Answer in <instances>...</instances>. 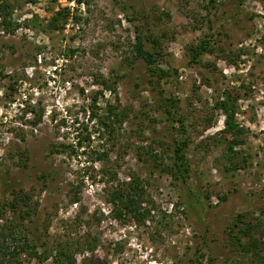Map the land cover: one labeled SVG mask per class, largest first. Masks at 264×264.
<instances>
[{"label":"rangeland","instance_id":"obj_1","mask_svg":"<svg viewBox=\"0 0 264 264\" xmlns=\"http://www.w3.org/2000/svg\"><path fill=\"white\" fill-rule=\"evenodd\" d=\"M7 1L17 25L0 28V179L30 195L35 222L25 226L37 227L48 246L78 247L76 262L89 264H227L237 256L224 247L236 213L239 227L255 221L264 233V0ZM59 8L68 15L49 26ZM222 10L238 14L223 18ZM226 18L211 37L214 53L189 65L186 46ZM134 31L158 40L161 66L176 68L175 76L152 87L140 61L123 73ZM227 94L241 129L235 168L224 159L229 135L214 105ZM161 96L177 102L189 138V174L176 186L151 156L167 161L174 134ZM109 109L121 113L117 123L109 116L112 127ZM69 144L73 151L60 148ZM130 180L142 193L140 218L122 208L116 215L119 204L110 201ZM252 233L263 246L264 234ZM238 240L248 244L245 235ZM19 264L53 263L21 254Z\"/></svg>","mask_w":264,"mask_h":264},{"label":"trees","instance_id":"obj_2","mask_svg":"<svg viewBox=\"0 0 264 264\" xmlns=\"http://www.w3.org/2000/svg\"><path fill=\"white\" fill-rule=\"evenodd\" d=\"M27 1L34 2L35 0ZM75 1L79 3L82 0ZM208 2L213 3V0H208ZM9 8L10 3L7 0H0V28L5 33L13 32L15 25H17L13 24V26H11V21L9 20L8 16ZM66 10V8H59L56 10L55 14L49 19L48 25L55 26L57 17L59 15H68ZM237 12L238 11L236 10L228 12L222 10L220 16L223 18H231L233 15H237ZM227 21H229L227 18L223 20V22L220 21V29L217 30H214L215 27L210 26V35H208L205 39H202L194 44L190 43L188 46H186L185 56L187 57V63L189 65L197 63L199 64L201 56L204 53H214L216 48L211 44V37L220 34L221 28ZM217 50L222 52L220 47ZM132 52V59L128 60L127 58H124L120 62L119 68L124 70L123 73H127L129 70L138 68L136 63L140 61V64L143 67L142 72L147 78V83L152 87H154V85H158L162 80L166 81L171 79L178 72L176 68L161 66V47H159L158 40L154 39V37L151 35H146L144 37L141 36L139 31H134ZM205 66L209 67L210 70L214 69L213 64L209 65L206 63ZM100 84L104 86V88L110 89V86L106 80H101ZM231 98L232 97L227 94V97H223L220 101H215L214 105L216 108L221 109L224 113V129L222 132L226 131V133L229 135L228 144L226 145V151L224 153V159L228 162V164L235 168L239 164V161L237 160L238 151L233 149V145L241 143V140L237 138L241 133V129L233 119L235 106ZM160 101L162 103L161 109L166 117L164 119L169 121V126L173 130L174 134L172 143L166 144V146L170 148V152L167 154V161L159 159L158 154H152L151 156L154 161L160 163L161 169L170 176L171 184L176 186V184L180 182L183 183L189 174V167L187 165L184 153V150L189 143V138L187 136V131L184 128V118L182 119L179 117L178 113L176 112L177 102L174 100V98L171 96H161ZM110 108L113 109V107ZM112 109H109L108 114L105 115V119H107V121L109 120V124H107L108 127H112L113 123V121H111L109 118L110 115L114 117L116 123L121 121V113L116 109L115 111H112ZM175 116L176 118H174ZM206 123H208L207 120ZM82 142L83 138L77 139L75 145L76 149L82 145ZM73 147L74 146L70 144L66 146L60 145L62 150H66L68 148L73 151L72 149H75ZM89 175L91 178L93 173ZM0 180L1 190L3 192L1 197L2 199H0V218L3 217L2 219H4L3 225L0 227V264H19L21 254L33 256L39 260H45L49 258L53 264H89V262L85 261L84 258L79 263L76 262L74 258V252L78 247L75 246L71 249L69 242L65 241H56L53 246H48V243L41 238L42 233L38 234L37 227L32 226V229H29V226H25L23 223L25 219H28L30 223L35 222L34 218L31 217L32 215H35L36 211L28 204L30 195L27 193H22L21 188H15L11 180L6 176H2ZM126 188L127 189H125V191L118 188L113 189V193L109 194L110 201L115 205L117 203L119 204L116 208V215L121 214L120 208H122L128 215H130V217L140 218L142 214L139 210L142 194L140 186L135 181L130 180L126 183ZM122 192L125 193L122 194ZM7 211H10L13 214L14 220L13 217L12 219L4 218V215ZM241 216V213H236L230 224L227 225L228 228H226L228 231H231L232 234V231L235 230L233 227H238L236 231L239 233H235V235L231 236L230 233L226 234L225 232L226 242H224V247L230 252L237 254L234 259H227L226 263L228 264L229 262L232 263L234 260L242 259V261L247 260L250 264H264V255L261 254V251L264 249V245L259 246L257 243L258 238L254 237L252 231L258 232L259 236L263 235L264 233L256 228L259 224H257L255 221L252 224L247 221L245 224H243V227H239L238 223H242L240 220ZM23 230H25V233H22ZM46 230L47 227H43V232ZM241 235H245L247 237L248 244H242L239 242L238 238ZM197 253L200 255L199 251H197Z\"/></svg>","mask_w":264,"mask_h":264}]
</instances>
